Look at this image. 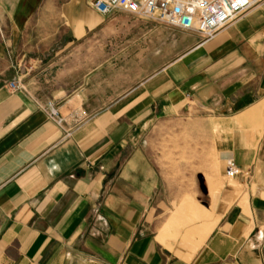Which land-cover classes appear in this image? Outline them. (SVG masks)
I'll list each match as a JSON object with an SVG mask.
<instances>
[{"label":"crops","instance_id":"obj_1","mask_svg":"<svg viewBox=\"0 0 264 264\" xmlns=\"http://www.w3.org/2000/svg\"><path fill=\"white\" fill-rule=\"evenodd\" d=\"M81 1L0 0V264H198L253 245L264 0L210 39L168 28L186 42L168 56L163 24L65 10ZM186 111L165 152L161 127Z\"/></svg>","mask_w":264,"mask_h":264},{"label":"built area","instance_id":"obj_2","mask_svg":"<svg viewBox=\"0 0 264 264\" xmlns=\"http://www.w3.org/2000/svg\"><path fill=\"white\" fill-rule=\"evenodd\" d=\"M263 0H88V4L101 16L114 11L125 12L135 18L153 20L159 24L184 32L212 38L219 30L243 16L251 7ZM12 90L21 89L18 82H9ZM56 123L61 122L53 102L40 106ZM226 175L235 177L243 171L231 157L226 158Z\"/></svg>","mask_w":264,"mask_h":264},{"label":"rangeland","instance_id":"obj_3","mask_svg":"<svg viewBox=\"0 0 264 264\" xmlns=\"http://www.w3.org/2000/svg\"><path fill=\"white\" fill-rule=\"evenodd\" d=\"M48 1L49 2L51 1V3H53L51 10H61V6H62L61 3L65 2L66 0H48ZM81 2L76 4L75 7L67 8L65 10H80L81 8L85 7V4L88 3V0H82ZM165 27H166L165 53H166V56H168L172 53L174 49L177 50L183 47L186 42L184 41L182 37V38L177 39V42L174 43L170 39L169 32H168V28H172V27H169V26H165ZM102 50H103V53L105 54V53H108L109 48L103 47ZM178 118H180V120H182L183 122L165 123L164 127H161L162 132L160 135L164 136V139H163L164 143H162V146L163 144L165 145V148H164L165 152L171 151L169 147H173L172 137L174 135H180L182 137V140H185L184 136L187 137V135L189 134V131H188L189 128L187 126V122H188L187 120L189 119L188 111H186L184 114H182ZM198 180H199V177H198ZM224 181L226 183L233 182V178L228 177L226 175V170L224 173ZM199 183H200V180H199ZM252 241L254 242V244L253 245L248 244L249 247H247L244 251H241L239 253H233L227 256H221V257L208 256V257H205L204 259V262L207 261L208 263H204L201 260V263H198V264H264V228L262 229L261 237L257 239L256 241L254 240Z\"/></svg>","mask_w":264,"mask_h":264},{"label":"water","instance_id":"obj_4","mask_svg":"<svg viewBox=\"0 0 264 264\" xmlns=\"http://www.w3.org/2000/svg\"><path fill=\"white\" fill-rule=\"evenodd\" d=\"M199 180H200V185H201V188H202V186H203L202 184H203V183H202V179H201L200 177H199ZM203 190H204V189H203Z\"/></svg>","mask_w":264,"mask_h":264}]
</instances>
